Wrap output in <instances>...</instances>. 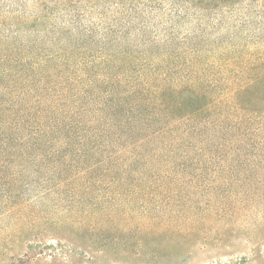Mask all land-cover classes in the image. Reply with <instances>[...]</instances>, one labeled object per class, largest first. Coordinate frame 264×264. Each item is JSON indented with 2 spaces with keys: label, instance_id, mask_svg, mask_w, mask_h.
<instances>
[{
  "label": "trees",
  "instance_id": "1",
  "mask_svg": "<svg viewBox=\"0 0 264 264\" xmlns=\"http://www.w3.org/2000/svg\"><path fill=\"white\" fill-rule=\"evenodd\" d=\"M243 1L200 0L209 16L195 34L178 38L172 28L164 44L154 34L143 37L124 57L123 49L87 45L91 32L78 39L60 32L50 47L36 39L40 16L17 18L18 30L0 32V189L18 194L30 167L42 186L73 199L80 190L101 197L103 187L130 178V201L141 195L147 205L151 190L159 199L175 195V185L183 187L192 172L202 186L210 174L240 170L244 137L252 138L259 160L264 9L232 23L221 19L217 29L231 25L227 36L207 33L217 25L215 14ZM69 203L73 233L105 228L97 220L102 208L76 217ZM101 215L117 216L112 209ZM130 225L145 232L141 246L170 228L153 218Z\"/></svg>",
  "mask_w": 264,
  "mask_h": 264
},
{
  "label": "rangeland",
  "instance_id": "2",
  "mask_svg": "<svg viewBox=\"0 0 264 264\" xmlns=\"http://www.w3.org/2000/svg\"><path fill=\"white\" fill-rule=\"evenodd\" d=\"M200 4V0H0V13L7 16L0 20H8L0 22V32L18 30L19 17L26 22L40 16L36 39L50 47L59 43L60 32L75 39L91 32L87 45L123 49L124 57L143 37L154 34V40L164 44L172 28L178 38L188 31L195 34V25L209 16ZM260 9L264 0H244L215 14L217 25L207 33L213 39L227 36L228 23ZM221 19L228 23L217 29ZM258 126L259 160L248 144L252 138L244 137L240 170L210 174V184L202 186L198 178L193 183L197 173L192 172L183 187L175 185V195L164 192L159 199L151 190L147 205L141 195L130 201V178L117 181L110 190L103 187L101 197L90 198L80 190L73 199L68 192L63 196L42 186L26 167L22 181L28 184L19 186L18 194L11 197L12 192L0 189V264H264V130ZM69 201L76 217L102 208L97 220L105 228L91 231L82 226L79 234L73 233L66 214L72 206ZM107 209L117 216L107 220L101 215ZM150 218L170 228L141 246L138 238L145 232L136 234L130 220L136 224Z\"/></svg>",
  "mask_w": 264,
  "mask_h": 264
}]
</instances>
